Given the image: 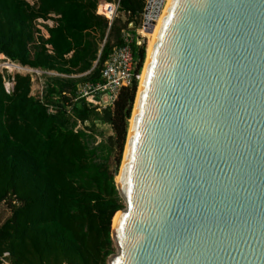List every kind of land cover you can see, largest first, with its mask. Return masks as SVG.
Instances as JSON below:
<instances>
[{"label": "water", "instance_id": "95a60500", "mask_svg": "<svg viewBox=\"0 0 264 264\" xmlns=\"http://www.w3.org/2000/svg\"><path fill=\"white\" fill-rule=\"evenodd\" d=\"M137 93L108 264H264V0H170Z\"/></svg>", "mask_w": 264, "mask_h": 264}, {"label": "trees", "instance_id": "16d2710c", "mask_svg": "<svg viewBox=\"0 0 264 264\" xmlns=\"http://www.w3.org/2000/svg\"><path fill=\"white\" fill-rule=\"evenodd\" d=\"M114 1L124 16L109 24L99 0H0V56L57 73L34 95L30 74L7 76L8 90L0 72V204L11 211L0 257L10 264H108L116 252L112 222L125 207L116 173L138 82L107 109L73 100L80 82L101 80L145 11L146 0ZM132 50L140 72L145 44Z\"/></svg>", "mask_w": 264, "mask_h": 264}, {"label": "built area", "instance_id": "2783aa9c", "mask_svg": "<svg viewBox=\"0 0 264 264\" xmlns=\"http://www.w3.org/2000/svg\"><path fill=\"white\" fill-rule=\"evenodd\" d=\"M148 2L149 0H146V4ZM119 8V1H104L98 7V12L108 19L109 24H112L119 16ZM142 15H145V11ZM131 25H129V29L123 30L122 32L124 43L114 47L105 61L101 71V80L80 82L73 95L74 101L86 100L90 106L107 109L114 105L123 88L132 86L135 81L139 83L142 70L140 72L137 71L138 67L134 58L132 44L136 40L137 43H142L139 37H143L144 35L140 34L139 29L134 31L135 29H132ZM143 26L146 30V22L144 19ZM0 260L3 264H10L4 257H0Z\"/></svg>", "mask_w": 264, "mask_h": 264}, {"label": "rangeland", "instance_id": "374dc122", "mask_svg": "<svg viewBox=\"0 0 264 264\" xmlns=\"http://www.w3.org/2000/svg\"><path fill=\"white\" fill-rule=\"evenodd\" d=\"M29 1H33V0H29ZM120 14V13H119ZM143 14V13H142ZM141 14V16L138 17L139 21H138V25L135 24V26L132 24L131 27L133 29H135L134 31H136V29H139L140 30V34L144 35L143 37H139V39L142 41V44L144 43L145 44V49L147 51V46H148V35L149 33L154 30V28L156 27V21H155V26L154 28L149 31V24L146 25V30L143 26V19H144V16ZM123 15V13H122ZM40 23H42L40 21ZM143 30H145L143 32ZM137 33V32H136ZM146 53V52H145ZM145 60H146V54H145V57H144V63H145ZM10 60H6V58L4 56H0V72L6 76L5 78V85H6V88L8 90H11L13 88V81L12 80H9L7 79V76H14L15 74L17 73H20V74H23V75H27V74H30L31 77H32V82H33V85H32V94L34 95H40L42 90H43V86H44V82L46 80V77L44 76V74L46 75H52V73H49V72H52V71H44V70H41V69H33V70H30V71H27V72H21V71H9L4 65L6 64V62H9ZM11 62V61H10ZM14 63V62H13ZM144 63H143V66H144ZM17 64V63H16ZM143 66H142V69H143ZM141 69V70H142ZM142 72V71H141ZM138 86H139V83H138ZM130 122V121H129ZM105 137H107L108 135H111V130L108 129L106 127L105 129ZM117 180V179H116ZM11 214V211H10V208L8 206V203H1L0 204V224L10 216Z\"/></svg>", "mask_w": 264, "mask_h": 264}, {"label": "bare ground", "instance_id": "6f19581e", "mask_svg": "<svg viewBox=\"0 0 264 264\" xmlns=\"http://www.w3.org/2000/svg\"><path fill=\"white\" fill-rule=\"evenodd\" d=\"M161 1V0H156V5L157 3ZM170 0H165L164 2V8L160 14V16L158 17L156 21V27L154 28V30H152L149 35H148V46H147V51H146V55H147V60H145V67L142 69V72H141V75H140V80H139V86H138V93H137V99L135 101V105H134V110H133V114L135 112V108H136V105H137V101H138V98H139V94H140V90H141V87H142V84H143V81H144V78H145V69H146V65H147V62H148V57L149 55L151 54V51H152V47H153V44H154V41H155V38H156V35H157V32H158V29H159V26H160V23L162 21V18L164 16V13H165V10L167 8V5L169 3ZM154 9H155V4L154 2L152 1L151 3V7H150V11L148 13V21L152 23V20L154 19ZM9 71H21V72H27V71H30V70H33L31 69L30 67L28 66H22L20 64H16V63H13L12 61L10 62H6V64L4 65ZM132 121H133V116L130 117V122H129V126H131L132 124ZM130 129V128H129ZM119 177L120 175H118L116 177V181L118 183L119 181ZM120 215V211L118 213L115 214L114 218H113V222H112V227L114 228L115 225H116V221L118 219Z\"/></svg>", "mask_w": 264, "mask_h": 264}, {"label": "crops", "instance_id": "0c3cea01", "mask_svg": "<svg viewBox=\"0 0 264 264\" xmlns=\"http://www.w3.org/2000/svg\"><path fill=\"white\" fill-rule=\"evenodd\" d=\"M104 1H108V0H99L98 7H99L101 4H103ZM111 2H117V1H114V0H113V1H111ZM98 7H97V11H96V12H97L98 15H100L99 12H98ZM121 16H122V13H120L118 17H121ZM123 16H124V14H123ZM131 28H132V27H131ZM132 29H133V28H132ZM50 73H52V74H54V75H57V73L54 72V71H52V72H50Z\"/></svg>", "mask_w": 264, "mask_h": 264}, {"label": "clouds", "instance_id": "9594fccd", "mask_svg": "<svg viewBox=\"0 0 264 264\" xmlns=\"http://www.w3.org/2000/svg\"><path fill=\"white\" fill-rule=\"evenodd\" d=\"M132 23H133V22H132ZM132 23H131V24H132ZM30 68H31V67H30ZM31 69H34V68H31Z\"/></svg>", "mask_w": 264, "mask_h": 264}]
</instances>
